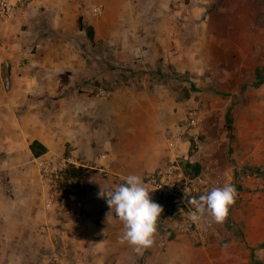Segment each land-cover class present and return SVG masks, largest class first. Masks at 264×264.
Listing matches in <instances>:
<instances>
[{"label": "rangeland", "instance_id": "rangeland-1", "mask_svg": "<svg viewBox=\"0 0 264 264\" xmlns=\"http://www.w3.org/2000/svg\"><path fill=\"white\" fill-rule=\"evenodd\" d=\"M178 3L164 11H126L118 31L102 41L107 64L95 65V71L90 67L86 80L76 83L75 89L67 85L65 91L105 102L100 108L106 111L107 140L117 149L118 165L131 174H138L140 166L163 165L174 155L185 165L200 163L214 173L228 168L231 177L237 175L236 168L252 171L251 177L235 183L234 203L219 222L223 236L204 248L179 237L184 245H177L171 256L174 264L180 263L178 259L186 264H264V0ZM17 13L7 20L0 18L1 23L13 22ZM42 29L32 39L25 23L18 32L12 30L11 39L3 38L0 47L10 52L62 45L96 50L86 31L67 38L50 23ZM85 37L88 41L83 43ZM2 64L6 67L3 86L8 88L10 62L6 59ZM102 88L108 93L103 99L97 95ZM193 111L203 116L196 128L188 126ZM139 131L150 141L142 162L137 160L133 138ZM108 167V173L96 169L104 178L116 179L113 167ZM69 175L67 170L63 180L48 179L66 192L71 188L83 192L78 180ZM75 214L76 223L87 229L84 235L73 233L80 248L78 254L72 250L70 259L81 258L91 244H95L93 264H149L153 259L150 246L136 250L123 236L114 239L103 232L99 219L91 218L93 214L79 205ZM86 221L92 222L87 226ZM55 240L66 245L61 238ZM42 245L45 255L49 247ZM179 252L184 256L178 258Z\"/></svg>", "mask_w": 264, "mask_h": 264}, {"label": "crops", "instance_id": "crops-1", "mask_svg": "<svg viewBox=\"0 0 264 264\" xmlns=\"http://www.w3.org/2000/svg\"><path fill=\"white\" fill-rule=\"evenodd\" d=\"M178 2L37 0L28 4V7H18L13 22L7 26L0 21L2 42L11 39L12 30L18 32L25 23L29 26L32 39L38 36L36 31H42V27L49 23L56 33L67 38H71L76 31L84 33L85 29L80 28V18L96 32L91 41L96 50L92 52L67 49L63 45L60 49L32 52L26 49L10 52L4 46L0 47V264H93L95 244L85 247L86 251H82L81 258L69 257L72 256V250L78 254L80 248L77 246L79 240L75 239L73 233L84 235L87 229L86 225H79V221L76 223V205L88 214L92 213L91 218L99 219L103 232L115 236L114 239L123 236V223L113 215V211L109 213L106 197L99 195L102 190L106 193L108 189L123 184L128 175H133L118 165L117 149L113 142L107 140L104 123L106 111L100 108L105 102L89 99L84 94L80 99L65 90L67 85L73 84L72 89H75L76 83L86 80L91 75L90 67L95 71V65L107 64L102 41L118 31L126 11H164L175 8ZM94 5L103 6V13L97 17H93L88 9ZM86 41L88 39L85 37L82 42ZM8 46L11 47L10 42ZM6 59L10 62L8 88L3 86L6 67L2 62ZM133 138L137 146V160L142 162L148 156L146 149H143L145 145H150V141H145L140 131ZM34 141L44 146L46 151L34 155L31 149ZM104 152L109 155L104 165L107 168L108 164L113 167L116 179L111 175L104 178L96 165L93 166ZM41 158L52 159L55 163L73 159L78 163L69 165V176L78 180L83 192H79V188L77 193L73 188L66 192L63 186L43 178L38 164ZM160 166L152 165L149 169L148 165L140 166L136 175L143 180ZM223 170L230 173L228 168ZM49 198L53 199V203L47 207L46 201ZM91 222L86 221L84 224L89 226ZM43 227H46L45 231ZM159 229L156 225L153 243L150 245L153 259L149 264H174L171 253L177 245H184L182 238L195 246L187 236L175 235L161 248L158 245ZM56 237L61 238L66 245H57ZM43 243L49 247L45 255ZM209 245L198 246L204 248ZM178 249L184 250V246H178ZM184 252H179L178 258L184 256ZM54 253L59 254L56 260L52 258ZM178 261L180 263L175 264H186L184 259Z\"/></svg>", "mask_w": 264, "mask_h": 264}, {"label": "built area", "instance_id": "built-area-1", "mask_svg": "<svg viewBox=\"0 0 264 264\" xmlns=\"http://www.w3.org/2000/svg\"><path fill=\"white\" fill-rule=\"evenodd\" d=\"M37 0H0V18L7 20L15 15L19 6L30 4ZM94 15L103 13L102 5H94L91 8ZM97 95L105 98L108 93L105 89H99ZM203 120L198 111H193L188 120L190 128H196ZM171 147L175 146L173 140L169 141ZM108 153L99 155L96 167L102 172L108 173V168L104 161L108 158ZM41 167V175L55 181L63 180L70 164H77L73 159H64L55 163L52 159L41 158L38 162ZM236 168V167H235ZM237 175L231 177L228 171L211 172L209 168L202 169L199 173H191L186 169L177 156H173L168 162L160 166L155 171L149 173L143 182L150 191L151 198L162 206V213L156 225L160 228L158 232V245L164 248L168 241L175 235L187 236L194 244H212L223 236L219 222H216L209 214L205 213L199 220L194 221L191 217L195 211L192 203L193 199H198L200 195L206 194L212 188L222 187L230 183L236 187V181L251 177L252 171L244 172L235 169ZM75 184V182H74ZM110 188L106 191H113ZM107 199V198H106ZM53 199L46 201L50 207ZM113 215L116 217L113 209ZM46 228V227H45ZM43 227V231L45 229ZM59 254L54 253L53 259H58Z\"/></svg>", "mask_w": 264, "mask_h": 264}, {"label": "clouds", "instance_id": "clouds-1", "mask_svg": "<svg viewBox=\"0 0 264 264\" xmlns=\"http://www.w3.org/2000/svg\"><path fill=\"white\" fill-rule=\"evenodd\" d=\"M149 193L142 178L134 174L128 175L125 182L113 191L105 193L102 190L99 193L107 198L109 213L114 209L116 217L123 223L122 238L135 246L136 250L146 248L153 243L156 223L163 211L162 206L156 203ZM235 197V186L230 183L212 188L198 199H193L195 211L191 218L196 221L207 213L216 222H222Z\"/></svg>", "mask_w": 264, "mask_h": 264}, {"label": "trees", "instance_id": "trees-1", "mask_svg": "<svg viewBox=\"0 0 264 264\" xmlns=\"http://www.w3.org/2000/svg\"><path fill=\"white\" fill-rule=\"evenodd\" d=\"M80 28H84L87 34V38L90 41L94 40V31H93V27L90 25H85L81 18H80ZM31 149L34 153V155L38 156L42 153H44L46 151V148L44 146H42L39 142L34 141L31 145ZM186 169L188 172L191 173H199L202 169V166L200 163H187L186 164Z\"/></svg>", "mask_w": 264, "mask_h": 264}, {"label": "bare ground", "instance_id": "bare-ground-1", "mask_svg": "<svg viewBox=\"0 0 264 264\" xmlns=\"http://www.w3.org/2000/svg\"><path fill=\"white\" fill-rule=\"evenodd\" d=\"M141 128V127H140Z\"/></svg>", "mask_w": 264, "mask_h": 264}]
</instances>
